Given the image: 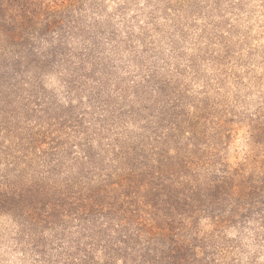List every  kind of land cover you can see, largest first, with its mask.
<instances>
[{"label": "trees", "instance_id": "obj_1", "mask_svg": "<svg viewBox=\"0 0 264 264\" xmlns=\"http://www.w3.org/2000/svg\"><path fill=\"white\" fill-rule=\"evenodd\" d=\"M130 2L0 0L3 130L21 132L27 170L2 176L0 208L35 264H264V158L223 155L244 118L158 65Z\"/></svg>", "mask_w": 264, "mask_h": 264}, {"label": "rangeland", "instance_id": "obj_2", "mask_svg": "<svg viewBox=\"0 0 264 264\" xmlns=\"http://www.w3.org/2000/svg\"><path fill=\"white\" fill-rule=\"evenodd\" d=\"M134 1L128 6L129 15L137 13L140 17L134 22L139 34L152 36L148 41L155 42L158 65L165 66V58L183 70L180 81L194 97L202 96L200 92L205 85L220 88L219 93L244 118L229 125L233 134L227 141L224 158L229 162L244 161L250 156L264 158V147L260 143L252 145L249 128L256 118L253 114L264 119V0ZM151 11L155 12L154 21H149ZM168 14L171 19L166 18ZM148 22H152L147 27L150 32H145ZM192 66L198 71L196 74L190 70ZM140 73L145 74V67ZM2 98L3 94L0 95V183L4 181L2 176H7L14 184L19 180L18 175L27 174L26 164L17 159L25 147L19 139L22 137L19 130H3L9 119L4 114ZM10 110L19 112V104ZM14 212L17 211L0 208V264H35L33 239Z\"/></svg>", "mask_w": 264, "mask_h": 264}]
</instances>
